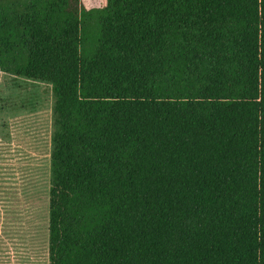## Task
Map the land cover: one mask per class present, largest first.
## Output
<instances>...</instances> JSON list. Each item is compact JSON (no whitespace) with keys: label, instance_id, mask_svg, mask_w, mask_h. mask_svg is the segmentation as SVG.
<instances>
[{"label":"trees","instance_id":"obj_1","mask_svg":"<svg viewBox=\"0 0 264 264\" xmlns=\"http://www.w3.org/2000/svg\"><path fill=\"white\" fill-rule=\"evenodd\" d=\"M0 71L52 89L49 264H264V0H0Z\"/></svg>","mask_w":264,"mask_h":264},{"label":"rangeland","instance_id":"obj_2","mask_svg":"<svg viewBox=\"0 0 264 264\" xmlns=\"http://www.w3.org/2000/svg\"><path fill=\"white\" fill-rule=\"evenodd\" d=\"M53 105L51 86L0 71V264H49Z\"/></svg>","mask_w":264,"mask_h":264}]
</instances>
